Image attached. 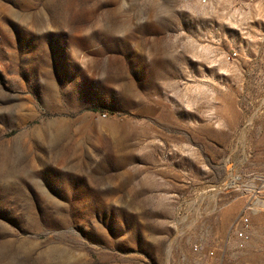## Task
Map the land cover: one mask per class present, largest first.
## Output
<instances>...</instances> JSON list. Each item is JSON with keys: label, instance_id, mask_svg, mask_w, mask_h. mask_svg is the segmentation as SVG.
<instances>
[{"label": "rangeland", "instance_id": "374dc122", "mask_svg": "<svg viewBox=\"0 0 264 264\" xmlns=\"http://www.w3.org/2000/svg\"><path fill=\"white\" fill-rule=\"evenodd\" d=\"M0 264H264V0H0Z\"/></svg>", "mask_w": 264, "mask_h": 264}, {"label": "built area", "instance_id": "2783aa9c", "mask_svg": "<svg viewBox=\"0 0 264 264\" xmlns=\"http://www.w3.org/2000/svg\"><path fill=\"white\" fill-rule=\"evenodd\" d=\"M238 223H239V226H238V228H236V233L238 234V236L246 237V228L248 226V218L241 216L240 219L238 220L237 224ZM237 224H236V226H237ZM193 249L196 251L198 249V245L195 244L193 246Z\"/></svg>", "mask_w": 264, "mask_h": 264}]
</instances>
